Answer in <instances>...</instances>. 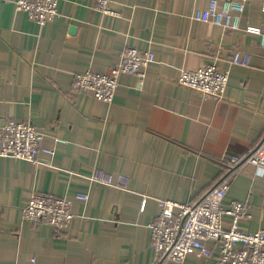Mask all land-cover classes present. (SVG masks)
Masks as SVG:
<instances>
[{
    "label": "crops",
    "instance_id": "crops-1",
    "mask_svg": "<svg viewBox=\"0 0 264 264\" xmlns=\"http://www.w3.org/2000/svg\"><path fill=\"white\" fill-rule=\"evenodd\" d=\"M15 1L0 0V126L31 122L47 144L66 143L40 164L0 157V264H153L159 200L196 202L220 182L224 153L249 155L264 139V46L247 29L264 34V0H249L228 33L193 19L210 0H109L118 15L98 10L99 0H60L44 26ZM130 46L156 59L144 78L120 77L113 104L73 91L74 74L108 73ZM234 50L250 63H227ZM215 61L230 70L225 99L179 84L183 70ZM96 171L126 183H99ZM229 182L224 206L246 202L242 228L264 230V170L242 162ZM37 193L73 199L68 226L24 219ZM210 247L212 257L193 251L184 264H215L220 249Z\"/></svg>",
    "mask_w": 264,
    "mask_h": 264
},
{
    "label": "built area",
    "instance_id": "built-area-1",
    "mask_svg": "<svg viewBox=\"0 0 264 264\" xmlns=\"http://www.w3.org/2000/svg\"><path fill=\"white\" fill-rule=\"evenodd\" d=\"M249 0H225L220 6L218 0H210L205 9L194 12L196 21L220 26L225 33L240 29L241 13ZM60 0H16V9L25 12L37 24L44 26L59 16ZM98 10L107 15H118L109 0H99ZM264 11V3H263ZM248 31L262 36L261 28L249 26ZM156 59L152 50L141 51L136 47H126L118 64L108 73L88 68L74 74V92H91L98 100L113 104L119 79L122 75H137L144 78L150 64ZM231 66L248 65L250 56L246 52L234 50L228 62ZM230 80L229 68L219 62L204 64L199 68L183 70L179 84L197 92L203 99L223 100ZM47 136L31 122L8 118L0 126V157L26 160L33 164L43 161L42 153L53 156L60 143L65 140L55 137L48 143ZM225 166L220 182L201 199L191 204L174 200H159L160 214L151 225L153 248L156 252L153 264L175 262L184 264L188 255L196 251L202 256L212 257L210 242L219 246L215 264H264V230L246 232L241 220L249 215L246 202L233 200L227 207L224 201L230 188V178L242 162H251L264 170V139L249 155L226 152L221 157ZM126 176L115 179L111 174L96 171L93 180L108 185L121 186ZM76 199L87 202L89 195L79 193ZM23 217L33 223H45L61 230L74 218L73 199L37 193L23 208ZM228 217L229 219H226Z\"/></svg>",
    "mask_w": 264,
    "mask_h": 264
}]
</instances>
